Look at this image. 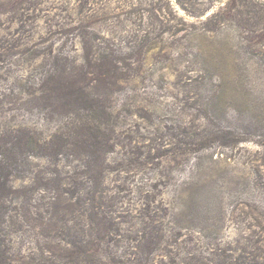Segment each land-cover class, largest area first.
Listing matches in <instances>:
<instances>
[{
	"label": "rangeland",
	"instance_id": "rangeland-1",
	"mask_svg": "<svg viewBox=\"0 0 264 264\" xmlns=\"http://www.w3.org/2000/svg\"><path fill=\"white\" fill-rule=\"evenodd\" d=\"M89 209L99 264L264 262V0H0V264L69 263Z\"/></svg>",
	"mask_w": 264,
	"mask_h": 264
},
{
	"label": "trees",
	"instance_id": "trees-1",
	"mask_svg": "<svg viewBox=\"0 0 264 264\" xmlns=\"http://www.w3.org/2000/svg\"><path fill=\"white\" fill-rule=\"evenodd\" d=\"M85 62L87 63V66H89L90 63H89L88 58L85 59ZM99 70H100V68H99ZM105 72L106 73H105L104 79H106L105 78L106 76L108 79H114L116 77V75H115V73H117L116 70H114L113 72L105 70ZM81 76H85L84 70L80 73H77L75 75L70 76V79L67 78L68 79L67 83L60 81L58 83L57 87H55V90L59 89L58 91L60 92L62 99H63V95H64L65 102L68 105L83 104V103L87 104V103L93 102L94 106H95V103L97 104V102H98V98L88 97L84 93L83 87H81L79 84V78ZM60 85H61V87H60ZM48 93H49L50 97H53L54 90H49ZM95 109H97L96 106H95ZM88 130H90L89 135H88V140H90L89 139V137H90L93 141H88V142H86V144H83V145L85 147V150L88 152V155L89 154L92 155V157L88 160L86 167L93 171L91 166L96 164V158H97V155L99 154V150H100V143L98 142L97 138H96L97 141L94 139L95 135L92 134L91 129H88ZM66 146L68 147L70 145L69 144H58V149H65ZM92 184H93V186L91 187V189L87 193V196H89L88 197V203L90 205V208L93 207V203L97 199H106L108 201L111 200L109 197L104 196L103 193L99 189L97 190L96 187L98 185L96 184V181L93 182ZM80 199H81V197L77 198L76 202H73V205L75 203L76 204L80 203ZM57 200H58L57 198H53L51 200V201H53V203H52L53 206L56 205ZM86 224L91 229L92 234H90L87 237V239L85 240L84 243L76 244L74 246H71L69 249H66V252L69 254V256H66V258H65V259H67L65 261L69 262L67 264H99L98 262L95 261V258H92V256H90V250L88 248L93 246V245L101 243V240L103 239L105 234L100 235L99 229L97 227L104 226L105 227L104 229L108 230L109 228H107V225L109 224V221L105 217H99L94 210L89 209V213L86 215ZM153 235L155 236V238L157 237L154 233H153ZM153 241H156V240L153 237H151L150 234L145 235L144 239L142 240L144 250L145 249L149 250L150 248H152L154 246ZM145 253L139 254L138 258L141 260L146 259L147 256L143 255ZM247 256H248V254L246 253L244 256L232 257V258L226 260L225 262H223L222 264H264V262H261L260 260H258L254 255L250 256V257H247ZM0 257H1V255H0ZM0 262H1V259H0Z\"/></svg>",
	"mask_w": 264,
	"mask_h": 264
}]
</instances>
